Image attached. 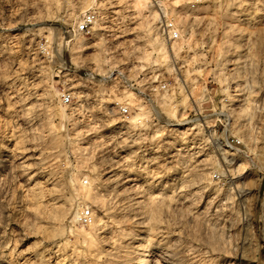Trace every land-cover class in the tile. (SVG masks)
Segmentation results:
<instances>
[{"label":"clouds","instance_id":"obj_1","mask_svg":"<svg viewBox=\"0 0 264 264\" xmlns=\"http://www.w3.org/2000/svg\"><path fill=\"white\" fill-rule=\"evenodd\" d=\"M0 264H264V0H0Z\"/></svg>","mask_w":264,"mask_h":264}]
</instances>
